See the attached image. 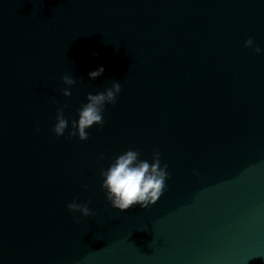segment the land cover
<instances>
[{
  "label": "water",
  "instance_id": "water-1",
  "mask_svg": "<svg viewBox=\"0 0 264 264\" xmlns=\"http://www.w3.org/2000/svg\"><path fill=\"white\" fill-rule=\"evenodd\" d=\"M249 38L264 49V0H0V264H264V53ZM113 81L103 127L68 139ZM129 149L159 152L170 178L121 213L100 171ZM73 200L95 215L74 218Z\"/></svg>",
  "mask_w": 264,
  "mask_h": 264
},
{
  "label": "clouds",
  "instance_id": "clouds-1",
  "mask_svg": "<svg viewBox=\"0 0 264 264\" xmlns=\"http://www.w3.org/2000/svg\"><path fill=\"white\" fill-rule=\"evenodd\" d=\"M244 47L252 49L256 55L264 53V49L255 46L251 38L244 42ZM103 73L104 67L99 66L88 73V79L96 80ZM62 83L65 88L61 91V95L69 98L71 96L69 89L75 85L76 81L69 76H63ZM120 92V83L113 81L111 86L102 92L94 95L88 94L87 103L77 110L78 119L72 121L73 130L68 133L67 138L77 137L79 141L84 142L88 140V131L93 126L102 128L105 105H114ZM66 108L67 105L56 108L55 124L51 131L57 138L64 136L69 125L68 119L64 116ZM36 131L39 132V128ZM167 168V164L161 165L159 152L154 151L149 162L147 159L140 158L139 151L129 149L116 156L106 169H101L102 184L100 187L106 201L116 211L123 213L136 206L148 209L157 203L165 190V182L170 178ZM67 210L74 218L77 213L84 218L95 215L87 203L79 204L75 200L67 205Z\"/></svg>",
  "mask_w": 264,
  "mask_h": 264
}]
</instances>
